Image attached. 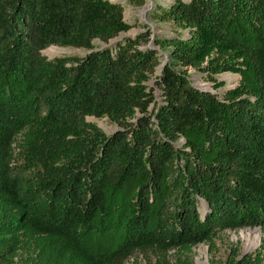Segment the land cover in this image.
Returning a JSON list of instances; mask_svg holds the SVG:
<instances>
[{
    "label": "trees",
    "instance_id": "16d2710c",
    "mask_svg": "<svg viewBox=\"0 0 264 264\" xmlns=\"http://www.w3.org/2000/svg\"><path fill=\"white\" fill-rule=\"evenodd\" d=\"M165 1L150 15L172 35L100 48L130 28L118 2L0 0V264L22 230L32 238L18 264H121L147 249L179 264L164 253L264 232V0ZM55 46L86 53H41ZM188 69L213 90L218 74L239 78L216 94ZM17 135L31 172L11 163ZM213 264L258 262L232 249Z\"/></svg>",
    "mask_w": 264,
    "mask_h": 264
},
{
    "label": "rangeland",
    "instance_id": "374dc122",
    "mask_svg": "<svg viewBox=\"0 0 264 264\" xmlns=\"http://www.w3.org/2000/svg\"><path fill=\"white\" fill-rule=\"evenodd\" d=\"M118 2L123 7V20L130 25V28L125 33H120L117 37L109 40L107 44H103L98 40H93L92 44L95 47L109 46L114 41L119 40L123 36L134 37L137 33L148 30L151 36H170V28L167 22L154 20L150 12L156 4H166L165 0H143L142 3H136V0H110ZM148 46H152L149 42ZM56 48V49H53ZM58 49V50H57ZM86 50L71 47H51L42 50V54L51 59L59 56H82ZM160 62L166 57V52L158 51ZM159 73V67H156L154 75ZM188 78L191 85L200 89L221 94L222 90L232 88L237 84L238 75L232 73H221L215 76L218 81H223L224 85L216 90L212 89V83L208 82L201 72L188 69ZM149 86L153 85V77L147 82ZM87 122L94 123L105 134L114 131L117 126L109 122L106 118L96 119L86 117ZM12 165L19 169L31 172L34 170V164L28 156H26L20 148V135H17L11 145ZM33 168V169H32ZM202 205L199 209L202 211ZM32 233L27 230H22L19 235L16 250L8 256V264H18L25 259L30 251V242ZM235 249L240 254L250 253L258 264H264V232L259 227H244L238 229H226L215 232L209 239L202 243H197L188 246H182L167 250L165 258L171 263L179 264H213L215 261H223L230 250ZM158 250L147 249L137 250L131 256L124 259L121 264H158Z\"/></svg>",
    "mask_w": 264,
    "mask_h": 264
},
{
    "label": "water",
    "instance_id": "95a60500",
    "mask_svg": "<svg viewBox=\"0 0 264 264\" xmlns=\"http://www.w3.org/2000/svg\"><path fill=\"white\" fill-rule=\"evenodd\" d=\"M110 1V0H109ZM41 53H42V51H41ZM164 65V61L158 66L159 67V71H160V69H161V67Z\"/></svg>",
    "mask_w": 264,
    "mask_h": 264
},
{
    "label": "bare ground",
    "instance_id": "6f19581e",
    "mask_svg": "<svg viewBox=\"0 0 264 264\" xmlns=\"http://www.w3.org/2000/svg\"><path fill=\"white\" fill-rule=\"evenodd\" d=\"M53 49H56V48H53ZM58 50V49H57Z\"/></svg>",
    "mask_w": 264,
    "mask_h": 264
}]
</instances>
